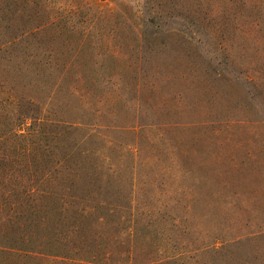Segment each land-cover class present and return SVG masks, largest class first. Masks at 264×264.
Here are the masks:
<instances>
[{"label": "rangeland", "instance_id": "rangeland-1", "mask_svg": "<svg viewBox=\"0 0 264 264\" xmlns=\"http://www.w3.org/2000/svg\"><path fill=\"white\" fill-rule=\"evenodd\" d=\"M213 1L0 0V194L34 189L9 241L264 264V40Z\"/></svg>", "mask_w": 264, "mask_h": 264}, {"label": "trees", "instance_id": "trees-1", "mask_svg": "<svg viewBox=\"0 0 264 264\" xmlns=\"http://www.w3.org/2000/svg\"><path fill=\"white\" fill-rule=\"evenodd\" d=\"M182 2H187L188 0H181ZM214 3L211 5L205 3L206 8L204 14L211 15L217 9H215V4L220 6V12H223L225 15H228L231 18L238 19H249L248 28L246 30H251L257 26V30L261 34L260 41L264 40V0H214ZM197 7L201 8L200 4L197 2ZM244 29V30H245ZM264 53V49L262 50ZM264 64V59H262ZM259 75L258 73H256ZM255 78V76L253 77ZM249 78V79H253ZM6 98L0 99L1 102L5 101ZM14 117L11 116V119ZM12 122V121H11ZM257 122L264 125V115L257 119ZM20 123H15L11 126V129L7 132L13 140L16 141H26L32 137L31 131L27 130L25 133L22 132V128L19 125ZM4 136L0 135V139L4 140ZM28 180V179H27ZM7 183L9 186L21 187L24 188L26 185V180L22 177L19 179L5 180L0 179V185ZM29 184V183H27ZM23 195L26 197V200L31 202V197L33 195V188L29 187L24 189ZM48 192V191H46ZM26 200H23V197L17 196L13 197L12 193L5 192L0 194V255L5 256H16L19 258H33L35 256H48L53 259H58L66 264H172L174 261L179 259V255L172 256H161V257H152L145 261H137L134 257L127 255L126 259L123 261L121 259L111 260L108 257L102 259L98 258L96 255L91 254L90 256H84L78 253L75 250L80 248L79 245L72 243L65 238L60 237L57 231H53V238L50 239L47 243L45 241L35 242L32 240L23 239L16 243L14 240L9 241L6 237V228L22 230L23 222L20 221L23 217V213H31L33 206H29L26 203ZM62 210H59L61 214ZM75 215L83 217L84 212H75ZM15 217L16 220H15ZM98 220H100L98 218ZM44 225L42 223L36 222V224H30L26 230H33V228L41 229ZM26 227V226H25ZM258 234V233H257ZM257 234L246 235L242 238H237L233 240L232 243H240L246 239H253ZM74 244V245H73ZM76 246V247H73ZM76 248V249H73ZM215 248L212 246V249ZM216 249V248H215ZM252 259H256V253H251ZM242 264H248L249 260H242ZM250 264V263H249Z\"/></svg>", "mask_w": 264, "mask_h": 264}]
</instances>
